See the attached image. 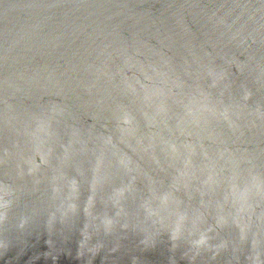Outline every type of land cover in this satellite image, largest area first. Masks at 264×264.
I'll return each mask as SVG.
<instances>
[{
	"label": "water",
	"instance_id": "95a60500",
	"mask_svg": "<svg viewBox=\"0 0 264 264\" xmlns=\"http://www.w3.org/2000/svg\"><path fill=\"white\" fill-rule=\"evenodd\" d=\"M0 264H264V0H0Z\"/></svg>",
	"mask_w": 264,
	"mask_h": 264
}]
</instances>
